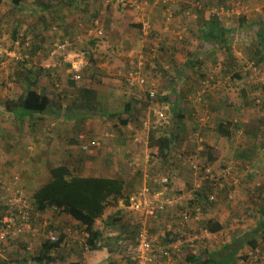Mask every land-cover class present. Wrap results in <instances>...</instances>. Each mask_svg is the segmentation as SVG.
Masks as SVG:
<instances>
[{"label":"rangeland","instance_id":"374dc122","mask_svg":"<svg viewBox=\"0 0 264 264\" xmlns=\"http://www.w3.org/2000/svg\"><path fill=\"white\" fill-rule=\"evenodd\" d=\"M144 1L148 0H27L19 7L17 5L15 6L12 0H3L0 5V46H2L3 43L6 45L5 47H0V64L4 60L3 65L5 66L3 67L0 65V73L8 75L7 71H10V66L15 60H27L31 64H34L35 67H43L44 69L57 68L55 65H64V68H60L56 73L52 72L49 75H42L44 76V81L46 80L48 84V86L44 85L43 82V89L45 91L48 88L49 90H53L52 97L56 99L51 109L54 112L58 111L59 105L66 103V111L64 110V113L67 117V121L71 120L72 122L81 124L82 127H85V134L90 131H95V127L90 125L95 124L102 113H110L116 110L120 103L115 96H111L107 101H101L97 92L91 88L94 84L100 85L97 73H100L101 70L98 69V66L99 64L101 66L102 63L96 56L103 57L104 61H109V63L106 64L109 71L113 70L112 66H116V71L120 69L119 71L124 74L123 72L126 70L125 73L128 75V73L135 68V65H129V67L125 64L124 57L122 56L124 55V51L121 49L127 50L125 52H128L130 48L136 45L135 53H137L138 50V52L140 51L139 54H144L143 61H146L145 57L150 54H152V58L157 56L161 52V49L157 47L158 41L164 42V40L166 41L169 37L167 38L164 34L162 36L158 31V36H150V30H154L151 29L150 20L153 19V14H157L158 17L161 15L159 13H162L160 22L157 19L159 24H162L163 20L166 33H173L174 38L172 41L182 43L183 47H185L183 50H185L186 53L189 52L190 56L194 58V62H196L198 61L197 57L199 58V53H197L199 46L195 42L197 41L195 37L193 41L191 40L193 38L191 31L194 29V31L197 32L199 27L202 26L201 23L203 20L207 19V13L213 17L211 15V10L206 8L208 2L212 3L211 7L224 4H214V1L220 2V0H179V2L177 1L176 3H178L179 6H181V4L186 5L188 10L185 14L176 15L173 7L163 9L169 4V0H150L152 5L147 3L143 4ZM198 1L203 4V8L200 9V11L206 9V14H197L194 10L198 8ZM238 1L242 3L239 6ZM232 2L233 0H231L230 4H225V6H231ZM235 2L238 9H236L234 14H222V11H219V15H215L214 18L216 19V17H218L219 22L223 26L235 27L233 28L235 32L229 33L228 36L230 41L236 45V49L233 51L234 54L236 52L235 60H237L238 63L237 70L241 71L242 77L239 80H233L230 74L224 79L225 73L220 77V68L227 66L226 64L231 62L232 57L226 53L225 47H222L221 44L215 46L216 44L203 42L205 45L204 51L210 52L212 50L213 52L207 60L208 70L206 77H208V79L204 82L205 91L202 92V94L198 92V90L203 88V86L200 85L201 83H195L194 87L191 89L197 92H194L197 96L194 100L197 98L199 99L198 94L202 96L201 100L195 103H197L196 106L200 109L204 117L200 122L204 124L201 125L199 123L195 129L188 127L186 134L177 133L173 152L179 155L182 162L180 166L183 167L185 173L189 175V177L191 176L190 178L192 179L189 185H187L186 190L184 189L182 191L188 192L193 189V185L198 179V177L195 176L194 170L188 166L192 159L199 160V165L202 167L200 171L203 172L206 167L209 168V171H211V178H216L219 184L222 183L227 187L225 191L222 190L220 192V195L222 196L226 193L227 200L230 203L227 200H220V205L217 204L215 210L221 209L229 203L227 205V210H225V212H228L227 216L225 217L219 214L221 215V219L224 220V228L222 230L228 236L236 232L237 235L245 239L251 235V231H259L260 227L257 225L254 226L253 223H259L262 219L258 209L261 208L264 203V149L261 148L263 146L256 147L255 152H253L252 160L246 159L244 162H241L242 160L240 161L236 158L237 151H243L247 149L249 145L253 144L254 129L256 130L259 126H264V95L262 91L258 90L260 85L264 83V60L261 61L264 54V46H262L261 43L259 44L260 31H263L262 33L264 34V0H235ZM47 5H49L48 8L51 9L45 8L43 10ZM244 5L248 7V12H246L249 15L248 22L252 24H246L242 30L238 20L242 18V15L245 16V14H242V12L245 13L246 10L243 8ZM182 16H185L184 20ZM94 20H99L105 27V34L102 37H96L89 33V28L93 26ZM109 21H112L110 26H108ZM141 22L143 23V29H139L138 27ZM132 27L136 31L134 35L126 31ZM113 29H115V31H113ZM128 34L135 38V42H131L126 38ZM54 38L55 40H53ZM92 39L98 40L97 48L93 46L85 51L84 48H86ZM185 40L186 42L184 43ZM57 41H67L68 46L66 51L61 49L56 56H53L52 53L56 48L55 43ZM198 41H201V39ZM39 45L41 48H39ZM74 51L77 56L81 55L85 57L87 61L86 67L87 69L89 68L87 73L84 76L82 75L80 80L74 78V74L71 73L70 67L68 70L69 73L66 72L68 62H63L61 60V57L68 56L71 54L70 52ZM168 51L170 52V49H168ZM77 52H83V54ZM194 52L195 54L193 55ZM33 53L36 54L35 57ZM71 55V57L75 56L73 54ZM159 56H161V54ZM50 57H59V59H56V63L54 64V62L46 61L49 60ZM200 58L205 59L202 56H200ZM244 64L248 66L253 64L255 68L253 71L249 69L244 70ZM43 65H46V68ZM153 65V68H155L156 65L154 62ZM197 65L199 66V63ZM24 68V65L20 66L21 70ZM146 68H148V66ZM194 69L196 70V68ZM140 73L144 77V81L140 79L139 83L134 81L135 84H139V86H143L150 91L152 88H156L157 84L154 81H151L150 78H148V80L143 75L144 73H142V70H140ZM152 74H154L153 71ZM194 75L195 72L192 76L194 77ZM173 84L175 85V82H171L170 84L164 83L166 86ZM98 86L97 89L99 88ZM3 89L4 88L0 86V91ZM243 91H245V93H243ZM63 96H65V98ZM96 102L97 104L95 105ZM201 103L204 104L201 105ZM202 106L204 107L202 108ZM160 109H162L161 106ZM150 110H152L151 107ZM2 111L3 110H1V112ZM21 111L22 110L15 109L8 117L7 115L0 116V148L3 145L15 146L20 144L23 146L25 144V146H27L28 144L34 143L36 137L32 134V131L24 127V125L26 126L31 122L30 115L28 114L29 111ZM168 114L167 121H170L168 123L170 127L166 130L163 128V131L166 133L175 132L172 131L174 118L172 119V115H170L171 112H168ZM166 118L159 119L163 121ZM229 119L234 120L235 123L238 122L239 124L242 123L246 125L244 128L250 126L253 132L249 134L247 130L240 128L237 130L234 139L229 140L218 129L219 123L228 121ZM90 121H92V123ZM151 121H155V118H152ZM158 122L157 119L156 123ZM98 123L102 124L100 120ZM146 123L148 124L149 122L147 121ZM143 127H145L144 124ZM117 133L118 131L115 130V134ZM262 134H264V131H262ZM259 138L262 141L264 139V137L261 138V136ZM260 144L261 142H258L256 145L259 146ZM208 147H211L209 154L207 150ZM197 149H200V151ZM207 154H211L215 158L214 160H217L216 157H220L221 159L218 160L220 162L210 161L212 163L210 164L206 159ZM87 155L88 152L82 153L81 151L80 155H77V157L71 156L67 163L62 164H66L69 167L72 166L74 172L80 174L94 175L103 173V175H108L107 172H109L110 176H120L124 174L129 183L134 180L132 176L138 177L139 174L143 175L146 172L152 173L153 175L163 174V171L160 172L161 169L154 172L156 168L160 167V163L157 161L151 162L147 156H145V159L141 160V162L130 159L131 162L127 163L128 166L120 163L119 168H117L118 171L115 170L116 168L113 166L114 170L112 171H116L115 173L110 171L113 164L117 167L116 163L112 162H109L103 168L101 167L105 163H100L97 164V167H90L85 171L83 168L86 167L85 160ZM178 155L175 154V156ZM110 158L111 156L106 154L105 160ZM185 158L188 165L184 162ZM220 163H222V166L219 165ZM31 164L35 163L30 162L29 165ZM39 164L40 163H38V166ZM57 164L60 163L41 162V169L39 167L40 176L47 171L49 166H56ZM172 165L173 162L169 165H164L165 168L162 166V169L171 171L174 168L173 166H175ZM0 166L3 167L1 169L3 170L2 177L6 178L0 177V179H2L0 183L3 185L2 190L6 192V194L0 193V203L4 205L6 204V200L9 202V200L15 196L17 189L22 190L28 201H30V197L26 190L22 189L20 187L21 185L19 186L18 184L21 182L22 177L19 173L20 171L9 170L4 165ZM13 184L14 186H12ZM207 184L210 185L211 181L207 182ZM4 187H6V189ZM134 189L135 188L131 190V195H133ZM206 190L212 191L213 189H211V187H206ZM120 203L123 202L121 201ZM211 208L209 207V209ZM51 214L50 212V216H52ZM219 215L217 214V216ZM54 216L55 214L52 216L53 223L57 228H60V234L69 228L77 230L74 237H79L77 239L78 242L73 243L77 247V250L80 249L79 246H81L80 252L83 253L82 257H84V252L90 257L94 250L87 249V245L81 240L83 238V230L79 231L78 223L72 224V220L66 221L60 218L55 220ZM43 219L44 218H42V221ZM49 219L52 220L51 217ZM58 220H61V223L59 222L57 224ZM140 220L141 218L138 214H135L124 204V206L120 208H110L107 210L103 219L97 221L95 227L102 232L103 240L101 241L105 243L111 241L112 246L110 245L109 248H115V253L120 255L126 253L127 248L133 243L131 239H135V230ZM161 222L162 219L154 223V225L152 224L150 233L153 236L161 235L163 231V228H159ZM168 222H172V219L169 218L163 225L166 226ZM199 225L203 226V223L201 222ZM62 226L63 228H61ZM247 227L252 230L248 232L245 231ZM223 231L222 233H224ZM22 235L29 237L26 232ZM219 235L220 234H214L210 238H204V240L199 243V246H209L207 249L211 252L219 250L221 245H223V238L222 236L219 237ZM45 237L44 239H48L47 236ZM120 241L122 242L120 243ZM216 241H220V243L218 244ZM10 243H12L11 239L6 241L4 245L10 247ZM157 244L162 248H169L167 242L158 241ZM238 244L239 243H237V246ZM62 248H66V246L64 247V243L62 244ZM0 249L2 248L0 247ZM182 250L183 253L180 256L171 253L169 258L172 264H189L186 259L188 253L187 247H182ZM6 252L8 253L7 250ZM77 252L78 251H76V253ZM219 252L223 255L225 250L222 249ZM62 254L64 255L65 253ZM8 258L11 259L10 256H8Z\"/></svg>","mask_w":264,"mask_h":264},{"label":"crops","instance_id":"0c3cea01","mask_svg":"<svg viewBox=\"0 0 264 264\" xmlns=\"http://www.w3.org/2000/svg\"><path fill=\"white\" fill-rule=\"evenodd\" d=\"M179 0H169V4L165 6L166 9L167 7H173L175 10V14L181 15L185 14V7L186 5L181 4L179 6L178 3ZM210 1V0H209ZM220 0L214 1V4H227L231 2V0ZM184 2V1H183ZM151 4V1H144L143 4ZM211 2H208V5L206 8L209 10L211 7ZM184 8V9H183ZM179 11V12H178ZM248 12L245 10V13L242 12V14H245V17L249 20ZM165 13V12H164ZM197 14H206L207 11L204 9V11H196ZM157 17V14H153V19H151V29L150 30V36H158V32L160 34H163L169 39H166V41H158L157 47H159L161 52L152 58V54L146 56V64L148 68H146V64L144 65L143 58L144 54H139L138 50L137 53L136 51V45L133 46L128 50V52L124 51V61L127 66L135 65V68L138 66H142L141 70L143 75L148 79L150 78L151 81H154L157 86L156 88H152L151 91H154L156 93V96L158 97V103L162 107L163 111L165 112L167 118L165 120H160L158 116H156L154 113L150 111V98L148 95H150L151 91L144 88L143 86H136L132 88L131 84H126L125 81V71L124 74H122L119 70H115L116 66H112V71H109L107 69L106 64L109 63L108 60L104 61L103 57H98L96 56L99 60H101V66L99 64V68L101 71L100 73H97L98 80L100 82V85L98 86L97 84L92 85V89H94L97 92V95L101 99V101H107L108 98L111 96L117 97V100L120 101L118 107L116 110H113L112 112L108 113H102L100 117L98 118L97 122L93 125L95 127V131H90L87 134H85V127H82L81 124L77 122H72L71 120L67 121V117L64 113V110L66 111V103H63V105H59L58 111H52L51 106L54 101H56L55 98L52 97L53 90H49V88L45 91L43 89V82L44 85L48 84L46 83V80L44 81L42 75H49L50 73H56L57 70L60 68L63 69L64 65H55L57 68H52V69H44L35 67L34 64H31L29 61H20V60H15L13 64L10 66V71H7L8 75H3L0 73V86L1 88L3 87L4 89L0 91V116H9V114H12V111L15 109L22 110L21 112H25L22 106L20 105V101L22 100V97L25 96L29 90L31 89H36L38 93L41 95H45L50 99V102L44 112H29L28 114L30 115L31 122L28 123V125H24V127L32 131V134L36 137L35 141L33 144H28L25 146H21L20 144H17L15 146L13 145H3L0 148V165L6 166L7 169L11 170H19L21 174V182L18 183L19 186L22 189H25L26 192L28 193L30 197V202L32 203V198L31 195L32 193L37 190L42 184H44L47 180L50 179V168L52 166H49L47 171H45L41 176H40V169H41V162L47 161V162H57V163H67V161L70 160L71 156L77 157V155L81 154L82 151V146L85 144H89L90 150L88 152L87 158L85 160L86 167L83 168L85 171L88 170L90 167H97V164L100 163H105L101 164L103 168L105 165H107L109 162L116 163L117 167L115 164L112 165V170L113 166L116 168H119L120 163L124 164L126 166L127 163L131 162V160H136V162H141V160L145 159V156L149 158L148 154V144H149V138L153 130H156L158 133L163 131V128L166 130L170 126L168 125V112H171L170 115H172V119L174 118V125H173V130L172 131H178V128L180 126L184 127L183 124L186 125L184 127L185 129H188V127H191V129L197 128L199 123L202 125L204 123L200 122L204 117L201 114L200 109L196 106L197 103L195 99L197 93L195 90L192 91V87H194L195 83H201L200 85L203 86L205 80L201 74V72L205 75L207 74L208 70V63L207 60L213 54L212 50L210 52L204 51L205 45L203 42H209L211 44H216L215 41L212 40H206L202 34L205 32L206 29L209 28L205 24L207 21H211L213 17L210 16L209 13L208 16L206 17L207 19H204L203 22L201 23V27L197 30V32L194 31V29L191 31L193 38L191 39L193 41L194 37L197 39L195 41L198 46L199 50L197 53H199V58L198 62L199 63V71L196 66L192 67L190 66L191 63L189 62L190 59L192 60V57L190 56L189 52L186 53L185 50H183L185 47H183L182 43L178 42H173L172 39L174 38L172 32L166 33L165 31V26L162 20V24H159L161 20V16ZM241 16V15H240ZM244 17V15H242ZM158 19V21H157ZM182 19H185V16H182ZM240 20L238 22L240 23ZM112 21H109L111 23ZM118 23V21H117ZM135 23V22H134ZM220 23V22H219ZM133 24V23H132ZM220 25L226 29V39L230 45V55L232 57L231 63H227L225 67L220 68V77L222 76L223 73H225L224 79H226L230 74H231V79L233 80H239L241 77H237L236 74L239 72L237 70V60H235V55L234 51L236 49V45L230 41L228 34L233 33V28L231 26H223L221 23ZM110 26V24H108ZM116 26V25H115ZM134 26V24H133ZM242 30L244 29L245 25L241 24ZM118 27V26H116ZM131 27V26H130ZM139 29H143V23L141 22L138 25ZM115 31V29H113ZM128 33H134L136 32L135 29L132 27L131 29L126 30ZM158 31V32H157ZM172 37V38H170ZM128 40L131 42H135V38L132 37L130 34L126 37ZM1 39V38H0ZM146 39V38H145ZM201 39V41H198ZM55 40V38L53 39ZM161 40V39H160ZM186 40L184 41V43ZM3 43V41H2ZM180 44V45H179ZM4 45V46H3ZM2 46L0 47H5V43H3ZM99 45V44H98ZM168 46V47H167ZM232 46V47H231ZM39 48L41 46L39 45ZM97 48V45H96ZM170 49V52L168 51ZM84 50V49H83ZM116 50V49H115ZM120 51V50H119ZM73 55H76L75 51L70 52ZM75 53V54H74ZM77 53H82L83 52H77ZM34 57L36 56L35 53ZM161 54V56H159ZM195 52L193 53V55ZM120 55V54H119ZM200 56L204 57L205 59L200 58ZM55 58V60H54ZM149 58V59H148ZM56 57H50L49 60H46L48 62H54L56 63ZM4 61V60H3ZM3 61L0 65L5 67L3 65ZM58 62V61H57ZM153 62L156 65L155 68H153ZM229 64H233L236 70H228ZM24 65V69L21 70L20 66ZM44 67L46 65H43ZM104 66V67H103ZM129 66V67H130ZM69 67H71V64L68 63V68L66 72H68ZM120 67V66H119ZM46 68V67H45ZM66 68V66H65ZM196 68V70L194 69ZM203 69V71L201 70ZM1 69V67H0ZM83 71V76L87 73L89 68ZM71 70V68H70ZM167 70V72H164ZM25 71V73H24ZM99 71V70H98ZM152 71L154 74H152ZM195 72L194 77L192 76ZM44 73V74H43ZM69 73V72H68ZM72 73V72H71ZM184 74V77H183ZM121 75V78H120ZM88 76V75H87ZM206 76V75H205ZM23 77V78H22ZM193 77V79H192ZM89 79V78H88ZM149 80V79H148ZM193 80V81H192ZM171 83L175 82V85H170L166 86L164 83ZM130 87H129V86ZM97 86L99 87L97 89ZM192 91V92H191ZM199 91V90H198ZM195 92V93H194ZM65 98V96H63ZM55 99V100H54ZM204 103H201L203 105ZM195 106V107H194ZM204 106H202L203 108ZM15 108V109H14ZM195 109V112H194ZM129 110V111H128ZM181 115H183V118H180ZM152 118H155V121H151ZM127 119V122H124V120ZM158 119V123H156V120ZM101 121L102 124H99L98 121ZM148 121L149 126L148 127H143V124ZM196 121V122H195ZM92 123V121H90ZM166 123V124H164ZM107 124V126H106ZM113 124V125H110ZM178 124H182L179 125ZM115 130L118 131L117 134H115ZM143 130V132H142ZM108 134V135H107ZM254 137V136H253ZM260 137V136H259ZM113 138V139H112ZM142 142V143H141ZM176 142V141H175ZM98 143V145H96ZM100 144V145H99ZM147 144V146H146ZM77 145V146H75ZM249 146H252L249 145ZM200 151V149H197ZM195 150V151H197ZM194 151V150H193ZM122 153V154H120ZM146 153V154H145ZM106 154H109L111 156L110 159L105 160ZM176 152H172L171 156L169 157L168 162H173L174 168L167 172L166 170L162 169L164 165H169L168 163H160V172L169 173L172 179V185L175 190L179 189L182 191L187 188V185H189V182L192 181V179L185 173L183 170V167L180 166L181 159L178 156ZM206 159H210V155H206ZM216 157V156H215ZM217 160H214L215 162H220V157H216ZM237 158V157H236ZM98 159V160H97ZM131 159V160H130ZM241 162H244L246 159L243 157L239 159ZM30 162H34L35 164L29 165ZM38 163L39 166H38ZM57 164V165H60ZM222 166V163L219 164ZM40 167V169H39ZM72 169L73 167L70 166ZM168 167V166H167ZM3 167L0 166V177H2V171L1 170ZM159 169L156 168L155 171ZM44 171V170H43ZM118 171V170H117ZM154 171V172H155ZM115 173L116 171H112ZM149 172H146L145 174L139 176H132L135 178V181L133 180L132 183V188L137 186L136 189L138 188L139 185H141L147 178L149 181L151 179L149 177H146ZM80 174V173H77ZM108 175H103L102 174H94L96 176H104V177H115V175H109V172H107ZM150 174V173H149ZM80 175H90V174H80ZM138 175V173H137ZM151 176L153 174H150ZM125 178L124 174L120 175ZM196 176V175H195ZM189 177V179H188ZM5 178V177H2ZM6 179V178H5ZM126 179V178H125ZM2 181V179H0ZM196 181V178H195ZM138 183V184H136ZM2 184L0 183V193L6 194L2 190ZM14 186V184L12 185ZM135 189V190H136ZM212 189V187H211ZM226 190V189H225ZM224 190V191H225ZM2 191V192H1ZM220 200L225 201L227 200V195L226 193L223 194L222 196L220 193L218 194L217 197V202L212 206L211 209H208V212H206V218H215L219 220L222 224L224 222L223 219H221V215L227 216L228 212H225L227 210V205L230 203H227L225 206H223L221 209H216L215 206L219 204ZM232 202V201H231ZM220 205V204H219ZM34 206V205H33ZM124 206V203H120L119 207ZM35 207V206H34ZM36 208V207H35ZM9 209V206L7 205V200L6 204L3 205V203H0V217L2 218L7 214V210ZM215 210V211H214ZM261 214V208L258 209ZM50 212L52 213L51 215L55 214L54 219L56 220L57 218H60L62 220H72V224H77L79 226V231L83 232L82 235V241L85 242L86 244V238H87V233L86 230H84V226L80 225L78 221L73 219L71 216H63V215H57L56 213L58 211L54 209H50L47 211H40V210H35L33 214V218L30 221V226H32L34 229L30 231H27V236H24L21 233L15 237H11L9 239L12 240V243H10V247L4 245L5 243L0 244V264H46V263H39V262H34L32 261L29 263L26 261V258H28L30 255H36L41 253L42 250V245L45 242L44 237H48V233L51 229L60 231L59 228H57L54 223L52 216H50ZM217 214H221L217 216ZM262 216V214H261ZM51 217L52 220L49 218ZM42 218L43 221H42ZM48 218V219H47ZM162 222L159 225V228L162 229L164 227V222L169 220V214L168 217L161 218ZM160 219V220H161ZM170 219H172V213H170ZM61 220L57 221V224ZM159 221V220H158ZM156 221V222H158ZM154 221H150L151 225L156 223ZM203 223V222H202ZM204 224V223H203ZM63 225V224H60ZM254 226H259L260 229L257 232H252V229H249L248 227L245 229V231H251V235L247 238H242V236L237 235L236 232L231 233V235L225 234L223 230L215 232V234H220L219 237L222 236L223 238V245L219 248V250H222L226 245H229L230 243H234L237 240H242L244 242V247L245 245L250 244L252 239H256L257 245H260L263 248L264 251V240H262L264 236V229L261 228V220L259 223H253ZM75 226V225H74ZM191 228H196L198 226H201L194 221L191 222L189 225ZM63 228V226L61 227ZM98 229V228H96ZM100 231V229H98ZM47 231V232H46ZM222 231L224 233H222ZM236 231V230H235ZM68 235H66L65 242H64V247L66 248L62 249L61 253H65V260L62 264H71V263H79V264H134V256L133 252L131 253L129 251L130 246L134 243L130 244V246L127 248L126 253H122L120 255H117L115 253V248H109V246H112L111 241L105 243L102 242L103 240L102 235L101 239L99 241L101 248L97 251H92V255L89 257L87 256L86 252H84V257H82L83 253L81 251V246H79L80 249L77 250V247L74 245L73 242H78L77 239L74 237L77 233V230L74 229H66L65 231ZM64 232V233H65ZM102 233V232H101ZM24 236V237H23ZM25 238V239H24ZM46 238V237H45ZM49 238V237H48ZM80 242V239H79ZM122 241H120L121 243ZM242 242V243H243ZM216 243H220V241H216ZM79 245V244H78ZM87 245V244H86ZM220 246V245H219ZM218 246V247H219ZM217 247V246H215ZM243 247V248H244ZM8 253L6 252V250ZM209 248V246H207ZM86 250V249H85ZM76 251H78L76 253ZM87 251V250H86ZM125 251V250H124ZM36 253V254H35ZM243 252L238 253V256L242 254ZM9 254V255H8ZM8 256L11 257V259L8 258ZM128 257L130 259H128ZM125 258V259H124ZM127 259V260H126Z\"/></svg>","mask_w":264,"mask_h":264},{"label":"trees","instance_id":"16d2710c","mask_svg":"<svg viewBox=\"0 0 264 264\" xmlns=\"http://www.w3.org/2000/svg\"><path fill=\"white\" fill-rule=\"evenodd\" d=\"M26 1L27 0H12V3L15 6L17 5L21 7V4ZM2 2L3 0H0V5L2 4ZM48 7L49 5L45 6L43 10ZM202 8L198 7L195 8L194 10L200 11V9ZM48 9L50 10L51 8ZM187 10L188 8L185 7V11ZM95 21L96 20H94L93 23ZM248 21L249 20L244 16L241 18L240 24L246 25L249 23V25H251L252 23ZM109 24H112V22ZM205 24L209 26V28L205 30L202 36H204L206 40L215 41L217 43V46L221 44L222 47H225L226 53L230 55L229 51L231 49L226 39L227 30L220 25L218 17H216V19L213 17L211 21H207L205 22ZM262 32L263 31H260L259 44L261 43V45L264 46V34ZM97 43H98L97 39H92L90 43L87 45L88 47L86 46V48H84L85 51L89 50L90 47L96 46ZM262 60H264V54L262 56L261 61ZM189 62L191 63L192 67L196 66V68L199 70L197 66L198 61L194 62V58L192 57V60L190 59ZM249 66L247 64H244L243 65L244 70L249 69L253 71L255 66H253V64H250ZM228 67H229L228 70L231 71L237 69L234 67L233 64H229ZM201 70L203 71L202 68ZM164 72H167V70H165ZM201 74L204 80L207 81L208 77L205 76L207 74L205 73L204 75L202 72ZM236 76L239 78L242 77L241 71L237 72ZM203 90L204 89L201 88V90H199L198 92H201ZM258 90L262 91L264 95V83L260 85ZM243 93H245V91H243ZM148 97L151 99L150 95H148ZM155 100L158 101L157 96ZM49 102L50 99L47 96L41 95L36 91V89H31L28 91V93L25 96L22 97V100L20 101V105L24 110H27L30 113L44 112ZM96 104L97 102L95 103V105ZM180 118H183V115H181ZM124 122H127V119L124 120ZM179 125L182 124H178V126ZM183 126L186 127L185 124H183ZM245 126L246 125H243L242 123L240 124L238 122L235 123L234 120L229 119L228 121H223L219 123L218 129L229 140H232L236 136L237 130H239L240 128H243V130H247V133L249 134L253 132L250 126L244 128ZM184 127L180 126L178 128V131L171 133H166L164 131L158 133L156 130L152 131L149 138L148 151H147L151 162L157 161L161 164L171 163L168 162V160L173 152V146L175 143L176 135L177 133L186 134L187 129H185ZM263 127L264 126H259L258 128H256V130L254 129L253 136L255 143L253 142L252 147L249 146L247 149H244L243 151L236 152L238 159H241L243 157L244 159L252 160L254 154L253 152H255L256 147L263 146L261 148L264 149V139L262 141L259 138V136H261V138L264 137V134H262V131H264ZM258 142H261L259 146L256 145ZM207 150L209 154L211 151V147H208ZM214 159L215 158L210 154V159L208 160L209 163L212 164L210 161H214ZM184 162L186 163V158ZM180 163H181L180 165H182V162ZM158 170H160V167ZM150 174L148 173L149 178H151ZM50 175H51L50 179L47 180L44 184H42L37 190H35L32 193L31 201L33 205L36 207L37 210H40L42 212L50 209H54L58 211L56 213L57 215L71 216L73 219L78 221L80 225L84 226V230H86L87 232L86 243L88 248L94 251L99 250L101 248L100 246H103V245H99V241L101 239L102 233L98 229H96L95 224L97 223V221L103 219L107 210H109L110 208L119 207L121 201L125 205L131 204V196H132L131 190H133L132 183H129L127 179H125L122 176L104 177V176H96V175H87V176L80 175L75 173L74 170L66 164L52 166L50 168ZM153 176H157V175H152V177ZM207 182L204 183L203 185L204 188L201 191V193H198L199 199L197 201L199 204L204 205L203 210L205 213L208 212L209 207H212L214 205V204H209L208 202L207 194L208 192H210V190H206V187H212V186L211 184L210 185L207 184ZM172 184L173 183L171 181V185ZM141 185H139L137 189H136L137 186L135 185L136 187L134 188L136 190L134 189L135 191L133 192V194L139 190ZM261 210H262L261 228L264 229V203L261 207ZM205 227L210 232L215 233L217 231L222 230L224 228V225L219 220L213 218V219L205 220ZM65 235L68 234L62 232L60 238L57 241H52L49 238L45 239V242L42 245L41 253L39 254L35 253L36 255L33 254L30 255L28 258H26V261H28L29 263H31L32 261L34 262L36 261L39 263H46V264H62L64 262L63 260H65V256L61 253L63 249L62 244L65 242V238H66ZM163 240L169 244L171 241H173L172 239H169V237H165L163 238ZM262 240H264V236ZM242 242H243L242 240H237L234 243H230L229 245H226L223 248L225 250V253H223V255H221V253L219 252L220 250L211 252L207 249V247L199 246L198 253L197 254L187 253L186 259L189 264H238L240 260L238 253L243 252L248 247L250 248L252 247V249L254 250L260 249L261 254L263 255L264 253L263 248L260 245H257L256 239H252L250 244L247 245L246 247H244V242L243 243ZM237 243H239L238 246ZM71 264H79V263H71Z\"/></svg>","mask_w":264,"mask_h":264},{"label":"built area","instance_id":"2783aa9c","mask_svg":"<svg viewBox=\"0 0 264 264\" xmlns=\"http://www.w3.org/2000/svg\"><path fill=\"white\" fill-rule=\"evenodd\" d=\"M198 7L203 4L198 1ZM238 1V6L241 5ZM243 7V6H242ZM244 9L247 10V6L244 5ZM238 9L235 0H233L231 6L219 5L217 7H210L211 14L213 16L219 15V11L222 14L232 15ZM221 14V13H220ZM89 33L102 37L105 34V27L103 23L96 20L93 26L89 28ZM56 48L52 53L56 56L59 50L66 51L68 42L57 41L55 43ZM68 56L61 57L63 62L71 64V72L74 74L76 80H80L83 75V71L87 66V61L84 56ZM144 81V77L141 75L138 69L132 70L126 76V80L129 84L134 85L135 82L139 83V80ZM204 84H203V88ZM205 90L199 92L202 94ZM201 100L202 96L198 94ZM156 93L151 91V109L159 117L165 118V112L160 109L159 103L155 102ZM147 122V121H146ZM144 123L145 127H148L147 123ZM108 135V134H107ZM98 145V143H96ZM100 145V144H99ZM90 150L89 144H85L82 147V152L87 153ZM189 166L194 170L195 175L198 177L197 181L193 185V189L188 192L175 190L171 185V176L169 174H161L157 176H151V181L147 178L139 190L131 197V204L129 208L136 212L141 220L139 221L140 227L137 232V236L134 243L130 246V252H133L134 264H172L169 256L171 253L176 255H182V247L186 246L188 254H197L199 251V243L203 238H208L214 235L206 227L198 226L191 228L189 225L191 222L200 224L205 221L206 213L203 210L204 205L199 204L198 193L203 190V185L207 181H211L212 191L207 194L209 204H215L217 202L218 194L225 190L227 187L222 183H218L216 178H211V171L209 168H205L202 172V168L199 165L198 159L190 160ZM148 177V175L146 176ZM6 189V187H4ZM186 190V189H185ZM185 194V195H184ZM9 209L7 214L0 217V244L5 243L12 236H17L27 231L32 232L34 229L30 226V221L33 218V214L36 208L26 198L22 190L17 189L15 196H13L9 202H7ZM172 213V222H168L164 226L161 235L153 236L151 232V223L149 220L158 221L161 218H170ZM60 231L51 229L48 233V237L52 241H57L60 238ZM169 237L173 241L170 242L169 248H162L158 246L157 242H160V238ZM238 264H264V253L261 254L260 249H252V247L246 248L242 254L239 255ZM259 262V263H258Z\"/></svg>","mask_w":264,"mask_h":264},{"label":"clouds","instance_id":"9594fccd","mask_svg":"<svg viewBox=\"0 0 264 264\" xmlns=\"http://www.w3.org/2000/svg\"><path fill=\"white\" fill-rule=\"evenodd\" d=\"M145 64H146V61H143ZM144 64V65H145ZM141 68H142V66L140 65V66H138V67H136V68H133V70H136V69H138L139 71L141 70ZM126 76H127V74L125 73V81H126ZM126 83L128 84V82L126 81ZM134 86H139V84L137 85V84H134V85H132V87H134ZM150 97H151V93H150ZM197 97V96H196ZM195 97V98H196ZM196 101H197V99H196ZM155 102H157L156 100H155ZM198 102V101H197ZM158 103V102H157ZM150 107H151V102H150ZM152 113H154L152 110H150ZM155 114V113H154ZM156 115V114H155ZM166 117V116H165ZM83 147V146H82ZM83 153V152H82ZM211 192V191H210ZM209 193V192H208ZM134 195V194H133ZM132 195V196H133ZM131 196V197H132ZM216 204V203H215ZM125 206H127V207H129L130 205H125ZM130 209V208H129ZM131 210V209H130ZM132 211V210H131ZM134 212V211H133ZM135 214H137L136 212H134ZM139 216V215H138ZM206 220V219H205ZM150 221H154V222H156L155 220H149V222ZM203 227H205V221H203ZM139 227H140V224H139V222H138V225H137V227H136V230H135V233H136V235H135V238H136V236H137V232H138V229H139ZM151 228H152V226H151ZM162 228H164V227H162ZM151 230V229H150ZM87 233V232H86ZM215 234V233H214ZM208 238H210V237H208ZM134 239V238H133ZM133 239H131V240H133ZM161 240L160 241H164L163 240V238H162V236H161V238H160ZM203 240H204V238H203ZM165 242V241H164ZM85 243V242H84ZM87 244V243H86ZM168 245H169V243H168ZM87 249H88V246H87ZM128 259H130L129 257H128Z\"/></svg>","mask_w":264,"mask_h":264}]
</instances>
